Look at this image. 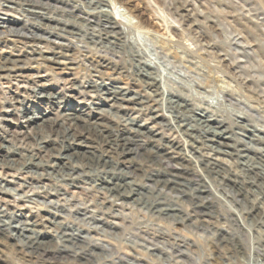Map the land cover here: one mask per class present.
Returning a JSON list of instances; mask_svg holds the SVG:
<instances>
[{
	"label": "rangeland",
	"instance_id": "rangeland-1",
	"mask_svg": "<svg viewBox=\"0 0 264 264\" xmlns=\"http://www.w3.org/2000/svg\"><path fill=\"white\" fill-rule=\"evenodd\" d=\"M43 1L42 3L49 6L48 9L42 5H36V7L32 6L31 10H38L39 15H42L43 12L52 17V19L66 20L71 26L76 23L77 28L93 27L94 31L96 29V36L102 33V27L91 22L93 19L87 16L86 8L88 7L86 4H81L82 8L79 10L80 7L77 6V2H74V0ZM124 1H126V4L123 3V5L119 0H108L110 4L113 3L110 7H113L117 22L124 23L126 21L125 17L129 18L130 16V19L137 21L135 17L137 16L146 30L156 34L149 36V34L146 35L130 28H124L125 37L134 42L132 45L135 52L138 50L136 53H142L144 58L146 57L145 59L150 60V63L155 65L153 69H156L160 87L170 90L173 94L170 97L180 96L182 100H187L194 109L205 108L211 115H216L217 118L222 119L227 125H230V123L237 125V121L240 127L242 125L247 130L253 128L260 131L259 138L261 143H255L258 146L254 147L248 139H242L238 136V128L232 127L236 132L235 140L245 145L247 149L251 146L256 149L259 148L260 151L262 150L263 152H255V156L263 155L262 159L264 160V0ZM183 1L187 3V9L201 23V28H192L191 30L186 22L183 21V18L177 14L176 8ZM25 4L19 2L18 5H14L10 1L0 0V23L7 19L1 20V17H8L7 15L14 18H19V16L22 18L23 10L27 9ZM5 5L7 7H4ZM33 7L35 9H32ZM129 8L132 12H130ZM11 22L18 23L17 28L21 27L23 23L16 20ZM27 22H30V24L35 23L32 19H28ZM88 22L91 24L89 23L90 25H88ZM42 23L44 25L49 24L51 27L58 25L55 21L47 19H42ZM117 27L119 28L120 25H117ZM35 28L32 27L31 29ZM1 30L6 31L7 29L0 28ZM33 32L39 35L43 33L38 28ZM8 34L7 32L4 35L0 34V57H8L10 53H13V46L18 49L21 48V45L16 43L20 37ZM81 36L64 35L70 41V48L67 54L71 55L75 62L71 67L72 70H62V66L58 68V71L53 70L52 66H50L51 64L43 60L32 63L28 66L30 68L23 69L21 73L18 72L26 79L16 78L12 76L13 74L0 79V108L4 106V110L10 113L6 117V121L2 120L0 122V127L5 128V132L9 136L19 131H23L26 134L31 133L30 128L20 127L25 117L19 111L18 106L14 109L15 106L7 102V98L13 97L17 93L21 96H26L28 89L24 88H38L41 85H48L53 87L52 91L56 93H60L63 89V93L67 96L66 99H70L68 103H70L73 111L76 110V107L78 109L79 106H84L89 111L92 110L91 115L94 114L93 110H110L111 113H114V118L116 119L127 114L137 118L138 123L144 124L147 122V127L151 128L153 133L162 135L166 141L172 140L177 146L179 140L168 137L170 133L168 126H165L167 119L156 118L155 122L159 123L157 125L155 122L151 123L146 120L147 117H144V115H138L135 112L124 113L125 111L123 110L109 108L112 103H104L97 98H91L94 93H90L88 96H81L75 92L68 93L69 91L66 88L70 87L71 83L75 86L88 80H93L97 83H112L114 86L141 93L145 91L140 81L133 77L129 78L125 75L126 73L111 77L109 74L111 71L107 69L96 68L95 72L93 70L95 64L88 59L89 57L95 59V61H110L122 67L125 72L133 74L134 62L131 60L132 56L128 50L130 48L114 52L111 49H105L104 44L96 46V44L90 43L89 40H84ZM161 38H164V40ZM60 41L59 39L49 38L48 43L42 42V44H38L37 48H34L45 52L53 44L52 42L59 43ZM86 42L87 44H85ZM169 45L172 47H169ZM26 50L29 51V48ZM219 55L225 56V62L219 61ZM97 70H100V73H97ZM39 76L42 79L38 78ZM67 80L73 82L66 84ZM227 95L228 97H226ZM32 96H26V105L37 114L51 118L58 112V107L46 105L44 100H39ZM148 104L152 105L151 102ZM148 112L149 110L146 109V113ZM161 113L163 112L161 111ZM161 113L159 112L160 115H162ZM163 115L172 118L169 109L165 110ZM108 121V119H104L102 124L111 125V121ZM1 134L3 133L0 132V137L2 138ZM180 136L182 138L180 144L189 141L185 134ZM8 138L10 139L11 137ZM188 143L190 144V141ZM229 143H233V141L230 140ZM13 144H17V141L14 140ZM0 145L9 146V143L0 140ZM148 146L153 147L155 145L147 144L146 147ZM195 146L199 147V144H195ZM204 147L205 143L200 147L202 152H207ZM84 150L85 148H83ZM21 153L27 154L26 151H21ZM247 154L250 157L246 158L245 162L257 166L254 154L249 149ZM222 158L234 168L235 173L240 178H236L238 181L245 177L248 182H254L247 172H241L240 165L236 163L235 157L222 156ZM171 165L177 166V163L172 162ZM195 167L197 169L195 173L199 175L203 170L199 165H195ZM257 167L260 168L264 175V164ZM23 172L19 173L22 176L10 171L4 172V174H6L7 181H12L13 178L7 177V175H18V178L29 175ZM2 173V170H0V176ZM203 175L205 176V174ZM52 178L56 177L52 176ZM207 181L210 187L206 188V190L204 189L201 194V198H203L199 206L201 210H194L192 205L188 203H178L180 209L185 212L183 214L187 215L184 217L186 218L185 224L184 222H174L169 218H160V220L158 218L157 220L155 215H151L142 207H138L133 203H127L123 207L121 201H115L117 206L114 207V212L116 213L114 214L121 217L108 218L112 223L120 225L119 228L116 227L114 230H110L101 224H96L90 218V213L101 207V200L105 197L103 191L100 190L98 193L93 188V185L96 184L94 180H92V183L79 184L77 188H68V194L59 198L65 199L59 202L64 205L62 211H56L51 205L53 203L51 200L57 201L55 197L35 199L24 204L10 196L2 197L0 195V198L3 199V201H0V206L3 209H6L8 213L20 214L23 219H28L29 222H36L38 224L37 229L42 231V233H48L47 235L52 240V244L57 240L56 235L59 231V224L64 223L73 229L84 230L82 231V237L86 236L91 241H98L105 246H110L112 251L108 254L97 256L94 263H88L80 259L79 257L81 256L78 255L76 258L64 256L57 258L53 257L50 252L49 255L44 254L49 257L44 256L40 252L39 256L18 260L22 258V255L19 253L15 255L14 249L6 246L5 248H0V264H52L51 262H56V264H95L97 260L108 264H128V262L134 261L133 258H139L142 264L145 262L146 264H264V214L256 219H253V215L247 217L249 214H246L254 204L264 208V183L257 181L252 189L249 190L245 187L242 189L243 194L240 193V196H237L235 189H231L228 184L227 186L221 185L217 179L209 176H207ZM44 183L48 184V182ZM2 186L7 190H17V187L13 185L2 183ZM33 186L34 192L46 190L45 188H40L42 184H33ZM188 190H193V187L190 186ZM33 191L29 194L31 195ZM170 192L162 189L163 199L165 198L171 202L176 201L179 194L173 192L174 195ZM14 193L20 194V191H15ZM205 206L210 207V209L208 208L210 212L205 209ZM83 208L86 209L87 214L83 212ZM150 215L151 217H149ZM112 227L115 228L113 225ZM51 236L54 238H51ZM151 243L154 245H151ZM178 243H181L182 247L180 246V249L186 252V256L181 257L177 250H171V246ZM146 249H155L156 251H154V255H151L146 254ZM158 249L165 253L159 252ZM170 250L174 252L167 253L171 252ZM167 254L171 257L167 256ZM101 258H103V261Z\"/></svg>",
	"mask_w": 264,
	"mask_h": 264
},
{
	"label": "bare ground",
	"instance_id": "bare-ground-1",
	"mask_svg": "<svg viewBox=\"0 0 264 264\" xmlns=\"http://www.w3.org/2000/svg\"><path fill=\"white\" fill-rule=\"evenodd\" d=\"M5 1H10L14 5H18L19 2L22 4L26 3L27 9L23 10L22 18L20 16L19 18H14L9 15H7L8 17H1V20L7 18L9 21L6 19L0 23V28L7 29L6 31L1 30L0 34L4 35L7 32L13 36H19L20 38L16 43L20 44L21 48L18 49L13 46V53H10L8 57H0V79L9 74H13L12 76L16 78L26 79L19 73L23 69L30 68L28 66L32 63L43 60L50 63L53 70L58 71L60 66L63 67L62 70H72L71 67L75 62L71 55L67 54L70 48V41L64 37L66 34L75 37L82 35L81 38L84 40H89L90 43L96 44V46L104 44L105 49H111L114 52L130 48L128 50L132 56L131 60L134 62L133 74L125 72L122 67L113 62L95 61V59L89 57L88 59L95 64L94 71L96 68L107 69L111 71L109 73L111 77L126 73L125 75L129 78H136L141 82L145 90L142 91L143 93L114 86L112 83H97L93 80H88L75 86L71 83L73 81L69 82L67 80L65 83H71V85L66 90L69 91L68 93L75 92L81 96H88L90 93H94L91 98H97L104 103H112L109 108L123 110L125 111L124 113L135 112L138 115H144V117H147L146 120L151 123L155 122L158 117H161V120L162 118L164 120L167 119L165 126H168L170 133L168 137L178 139L179 144L175 146L172 140H164L165 138L162 135L153 133V130L147 127V122L144 124L138 123L137 118L127 114L116 119L114 118V113H111L110 110H93L94 114L91 115L92 110H86L84 106H79L78 109L76 107V110L73 111L70 103H68L70 99H66L67 96L63 93V89L60 93H56L52 91L53 87L48 85H41L38 88H24L28 89L26 91L27 97L33 95L36 99L44 100L46 105L58 107V112L53 117L47 118L42 114H37L33 109L32 111L26 105L27 97L25 95L21 96L17 93L13 97L7 98L9 100L7 102L13 104L15 106L14 109L18 106L19 111L25 117L20 127L30 128L31 133L26 134L23 131H19L9 136L5 132V128L0 127L2 129L0 132L3 133L0 140L9 143V146L0 145V170L3 172L0 176V195L2 197L10 196L24 204L35 199L55 197L57 201L51 200L53 201L51 205L56 211H62L64 205L59 202L65 199L59 198L68 194V188H77L79 184L92 183V180H94L96 184L93 185V188L98 193L100 190L103 191L105 197H103V200L100 199L102 201L100 203L101 207L99 206L100 208H97L96 211L93 210L90 213V218L94 223L114 230L116 227L119 228L120 225L112 223L108 218L113 219L120 216L115 215L114 207L117 206L115 201H121L123 207L127 203L142 207L151 215H155L157 220L158 218L159 220L160 218H169L174 222H184L185 224L186 218L184 217L187 215L183 214L185 212L180 209L178 203H188L192 205L194 210H201L199 209L203 199L201 194L204 189L206 190V188L210 187L207 176L217 179L221 185L227 186L228 184L231 189H235L237 196H240V193L243 194L242 189L245 187L249 190L252 189L257 181L264 183V175L260 168L257 167L264 164L263 155L255 156V152H259L260 149L248 146L249 151L254 154L257 166L247 164L245 159L250 157L247 154L248 149L245 145L235 140L236 132L232 127L238 128V136L242 139H248L254 147L258 146L255 143H261L259 138L260 131L253 128L247 130L242 125L240 127L238 125L239 122L236 120L238 126L231 123L227 125L222 119L217 118L216 115H211L205 108L194 109L187 100H182L180 96L170 97L173 95L171 91L167 90V88L162 89L159 85L160 80L157 77L156 69H153L155 65L150 63V60L145 59L146 57L144 58L142 53H136L138 50L135 52L132 45L134 42L125 37V27L146 35L149 34V36L156 35L141 25L139 17L133 15L137 21L130 19L131 16L129 18L125 17L126 21L124 19L125 22H121V24L116 20L113 7H110L113 3L110 4L108 0H74V2H77V6L80 7L79 10L82 8L81 4H86L88 7L86 8L87 16L93 19L91 22L102 27V33H98L99 35L96 36V29L94 31L93 27L82 29V27L78 26L79 28H77L74 22H72L74 25L71 26L66 20L52 19V17L43 12L42 15H39L38 10H31V7H36V5H42L48 9L49 6L42 3V0ZM44 1L48 2L49 0ZM119 1L122 4H126L124 0ZM4 7L7 6L5 5ZM35 7L32 9H35ZM130 12L132 11L130 10ZM176 12L191 30L192 28H201V23L187 9L185 1L181 2L176 8ZM81 13L83 14V12ZM25 19H32L35 23L30 24ZM42 19L55 21L58 25L55 27H51L49 24L44 25ZM13 20L23 22L21 27L17 28L18 23L11 22ZM89 23L87 24L90 25L91 23ZM117 25H120V27L118 28ZM29 26L36 27L43 33L41 35L36 34L33 32L36 28L31 29L32 27ZM49 38L61 41L59 43L52 42L53 44L45 52L35 49L42 42L48 43ZM161 39L164 40V38ZM169 47L172 46L169 45ZM28 48L29 51L26 50ZM218 58L222 63L226 60L223 55H219ZM97 73H100V70H97ZM38 78L42 79L41 76ZM150 102L152 105L148 104ZM1 107L0 122L2 120L6 121V117L10 114L7 110H4V106ZM11 107L13 106L11 105ZM146 109L149 110L148 113H146ZM168 109L171 111L172 118L163 115L165 110ZM152 113L154 115H150ZM104 119H108V122L111 121L110 123L112 124H102ZM155 124L158 125L159 123L155 122ZM240 130L241 132H239ZM181 134H185L189 138L190 144L188 143L189 141L180 144L182 141ZM8 137L11 138L9 139ZM14 140L17 141V144H13ZM230 140L233 143H229ZM203 143H205L204 148L207 152H202L200 148ZM147 144H154L155 146L146 147ZM195 144H199V147L195 146ZM82 147L85 148L84 151ZM21 151H26L27 154H22ZM260 152L263 151L261 150ZM222 156L235 157L236 163L240 165L241 172H247L254 182H248L245 177L238 181L236 178H239V176L235 173L234 168L230 166L231 164L228 165ZM172 162H176L177 166L171 165ZM195 165H199L203 170L202 172L200 170L201 173L199 175L195 173V170H197ZM8 171L18 175H21L19 173L24 171L23 173L29 175L22 178H18V175H7V177L13 178L12 181H7L4 172ZM52 176L56 178H52ZM44 182H48V184ZM2 183L13 185L17 187V190H7L2 186ZM33 184H42L40 188H45L46 190L34 192ZM190 186L193 187V190H188ZM162 189L178 193L177 200L171 202L165 198L163 199ZM15 191H20V194H15ZM31 191L33 193L30 195ZM0 201H3V199L0 198ZM208 208L210 209V207L205 209L210 212ZM262 208L254 204L251 210L246 213L249 216H246L251 217L253 215V219L259 218L264 214V208ZM83 212L87 214L85 208H83ZM37 226L36 222H29L28 219H23V216L17 213H8L6 209L0 206V248L11 247L14 249L15 255H18V253L22 255V258L18 260L39 256L40 252L43 255H49L50 252L53 257L57 258L59 256L76 258L78 255L81 256L79 257L80 259L88 263H94L95 258L99 255L112 252L110 246H105L98 241H91L86 236L82 237V231L84 230L73 229L64 223L59 224V231L56 235L57 240L52 244V240L47 235L48 233H42V231L37 229ZM51 238L54 237L51 236ZM222 238L224 239V237ZM10 244L11 246H9ZM180 244L172 245L171 250H177V253L184 257L186 252L180 249ZM151 245L154 244L151 243ZM158 250L161 253H165L160 249ZM146 251V254L154 255L156 250L146 249ZM172 252L174 251L167 253ZM101 259L103 261V258ZM101 259L99 260L101 261ZM133 260L128 262V264H142L139 258H133ZM51 263L56 264V262ZM95 264L108 263L98 262L97 260ZM143 264H146V262Z\"/></svg>",
	"mask_w": 264,
	"mask_h": 264
}]
</instances>
